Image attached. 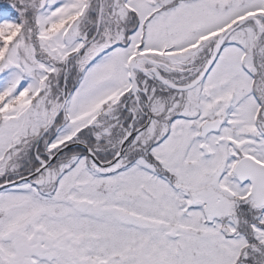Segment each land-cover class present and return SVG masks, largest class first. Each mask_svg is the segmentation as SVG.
I'll return each instance as SVG.
<instances>
[{"label":"snow or ice","instance_id":"snow-or-ice-1","mask_svg":"<svg viewBox=\"0 0 264 264\" xmlns=\"http://www.w3.org/2000/svg\"><path fill=\"white\" fill-rule=\"evenodd\" d=\"M0 264H264V0H0Z\"/></svg>","mask_w":264,"mask_h":264}]
</instances>
